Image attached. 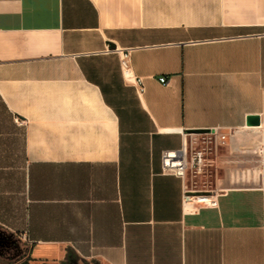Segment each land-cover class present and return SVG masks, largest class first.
<instances>
[{
	"label": "crops",
	"instance_id": "1",
	"mask_svg": "<svg viewBox=\"0 0 264 264\" xmlns=\"http://www.w3.org/2000/svg\"><path fill=\"white\" fill-rule=\"evenodd\" d=\"M0 264H264V0H0Z\"/></svg>",
	"mask_w": 264,
	"mask_h": 264
},
{
	"label": "built area",
	"instance_id": "2",
	"mask_svg": "<svg viewBox=\"0 0 264 264\" xmlns=\"http://www.w3.org/2000/svg\"><path fill=\"white\" fill-rule=\"evenodd\" d=\"M132 50L131 48L117 49L120 68L124 79L127 81H135L138 90L143 92L142 79L137 78L132 70L130 61ZM160 82L166 84L167 80L163 77L160 79ZM19 123L22 124V121ZM197 135L200 136V139L196 137ZM229 137V134L224 133L217 135L215 138L209 135L208 132L190 133L189 138L184 139L181 148L165 150L162 153V169L164 172L173 173L181 179H201L202 177H207L216 164L214 155L218 146L225 145ZM198 144L201 146L197 148L196 145ZM260 160L262 161V159ZM196 201L203 202L211 207L217 206V200L213 190L208 189L204 194L196 191L192 192L187 184L183 204L191 205Z\"/></svg>",
	"mask_w": 264,
	"mask_h": 264
},
{
	"label": "rangeland",
	"instance_id": "3",
	"mask_svg": "<svg viewBox=\"0 0 264 264\" xmlns=\"http://www.w3.org/2000/svg\"><path fill=\"white\" fill-rule=\"evenodd\" d=\"M212 178H207V177H202L201 179L194 178L191 179L189 178L187 180V184L189 189L193 192H199L201 194H204L206 190H210L212 183H211Z\"/></svg>",
	"mask_w": 264,
	"mask_h": 264
},
{
	"label": "water",
	"instance_id": "4",
	"mask_svg": "<svg viewBox=\"0 0 264 264\" xmlns=\"http://www.w3.org/2000/svg\"><path fill=\"white\" fill-rule=\"evenodd\" d=\"M247 124L249 126H254V125H258L259 124V118L257 116H253L248 118ZM204 132H208L206 130H192L189 131V133H204Z\"/></svg>",
	"mask_w": 264,
	"mask_h": 264
},
{
	"label": "bare ground",
	"instance_id": "5",
	"mask_svg": "<svg viewBox=\"0 0 264 264\" xmlns=\"http://www.w3.org/2000/svg\"><path fill=\"white\" fill-rule=\"evenodd\" d=\"M200 198H202V197H200Z\"/></svg>",
	"mask_w": 264,
	"mask_h": 264
}]
</instances>
